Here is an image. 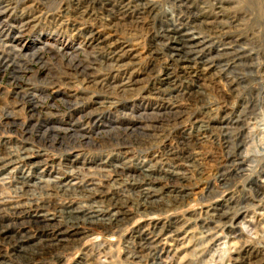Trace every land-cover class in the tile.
I'll use <instances>...</instances> for the list:
<instances>
[{"label": "rangeland", "instance_id": "374dc122", "mask_svg": "<svg viewBox=\"0 0 264 264\" xmlns=\"http://www.w3.org/2000/svg\"><path fill=\"white\" fill-rule=\"evenodd\" d=\"M76 1H0L11 15L0 17V40L19 36L21 50L0 48L1 261L22 264L3 236L59 243L67 230L33 264H160L156 254L170 264H264V0H152L158 20L144 10L151 22L113 32L132 53L78 48V29L94 30L91 39L109 32L105 21L79 20ZM27 22L22 33L10 27ZM159 24L203 37L207 49L186 60L170 45L152 49ZM39 38L49 43L35 47ZM127 80L136 81L128 94L107 88ZM81 206L120 224L71 227L65 208ZM224 243L233 246L225 255Z\"/></svg>", "mask_w": 264, "mask_h": 264}, {"label": "bare ground", "instance_id": "6f19581e", "mask_svg": "<svg viewBox=\"0 0 264 264\" xmlns=\"http://www.w3.org/2000/svg\"><path fill=\"white\" fill-rule=\"evenodd\" d=\"M1 1V0H0ZM226 2L228 3V1L226 0ZM230 2V0H229ZM232 2V0H231ZM112 3V4H111ZM116 3L118 5H116ZM115 3V0H83L82 2L77 0L76 1V5H77V8L80 9L79 12L77 11V15H78V19L81 20V18H87V19H93L94 21H97L100 20L101 22L105 21L107 22V26L106 28L108 27L107 31L109 32V34L107 35V37H102L104 35H106L107 33L105 32H102L101 30H98L96 32H94V34L92 35L93 39L95 38L94 41H91L93 39H91L90 37H87V36H84L85 34V31H88L90 33V35L93 33L94 30H83V29H78L77 32L74 34L75 38H74V43L79 47H86V48H97L98 50L100 49H105L106 48H111L113 51H116V50H120V51H132L131 49H128L129 48V45L124 42L121 38L118 37L117 34H113V32L117 33L118 32V29L117 27L119 26L120 23H123V24H130V23H140V22H143L145 20H147L148 16H143V11L146 10L147 13L149 15H151L150 19L151 21H154V20H158L159 17L161 16L160 12L157 10L155 4H154V1L152 0H117V2ZM176 3V2H175ZM3 2H0V6L1 8H3V11L0 12V17L1 16H5V15H9V17H11L10 15V11H9V6L8 4H5ZM186 4V3H184ZM25 6H29L30 5V2H27V4H24ZM101 5V8H98L96 9V6H99ZM112 5V6H111ZM92 6L93 9L89 12V7ZM31 7V6H30ZM188 6H186L187 8ZM190 9V7H188ZM229 8V7H228ZM177 9V7H176ZM222 9V8H221ZM227 9V7H226ZM230 10V9H229ZM98 11H100L101 13V17L99 18L97 16L98 14ZM224 12V11H223ZM230 12V11H229ZM91 13H93L94 15H92ZM166 13V12H165ZM190 14V13H189ZM164 15V14H163ZM168 15V14H167ZM180 15V14H179ZM171 16V14H170ZM178 16V15H177ZM190 16V15H189ZM172 19H174V16H171ZM180 17H178L179 19ZM10 19V18H9ZM96 19V20H95ZM11 20H14L13 18H11ZM33 20V19H32ZM130 20V21H129ZM163 20V18H162ZM181 20V19H180ZM149 21V19H148ZM149 21V22H151ZM172 22H174V20H171ZM183 21V20H181ZM9 22V21H7ZM29 22V21H28ZM28 22L25 23V26L24 25H21V26H18V25H10L11 28L15 29V31H18L20 33H22V31L26 30L27 27H28ZM33 22V21H32ZM78 22V20H77ZM80 22V21H79ZM100 22V24H101ZM155 22V21H154ZM180 22V21H179ZM30 23V22H29ZM35 23V22H34ZM163 23V22H162ZM165 23V22H164ZM167 23V22H166ZM32 24V23H31ZM97 24V23H96ZM154 24V23H152ZM187 24V23H186ZM74 25V24H73ZM78 25V24H76ZM102 25V24H101ZM207 25V24H206ZM57 26V25H56ZM164 26V25H163ZM162 25L159 24V30L155 33V35H152L150 40H149V44L152 46V49L153 48H156V49H159L161 48V46L165 47L167 45H170L169 46V49H168V52L172 54V57L173 58H179V57H182L183 60H186L189 56H187L188 54H192V53H200L202 54L201 52H204L205 50V46L208 44V41H205V39L203 37H199L195 36V38H192V35H188L187 37V31L186 32H181V33H178L176 31L175 28L173 29H166L165 27H163ZM171 26V25H170ZM185 26V25H184ZM75 27V26H74ZM77 27V26H76ZM76 27H75V30H76ZM102 27V26H101ZM154 27V26H153ZM174 27V26H173ZM93 28V27H92ZM98 28V27H97ZM103 28V27H102ZM132 28V27H131ZM183 28V27H182ZM207 28V27H206ZM157 29V28H156ZM74 30V29H73ZM74 30V31H75ZM187 30V29H186ZM81 31V32H80ZM124 31V30H123ZM154 31V30H153ZM152 31V32H153ZM87 32V33H88ZM84 36V37H83ZM19 36H15V37H12V41L11 42H6V40L2 41L0 40V48H6L8 49L9 51L13 52V56L14 55H18V52H20L21 50L19 49V46L17 45V40H19L20 38H18ZM34 41V40H33ZM38 41V40H37ZM36 42L35 44V47H37V45H41L42 43H49V41L47 42H44V39L43 38H39V42ZM57 41V40H55ZM168 41V43L166 45H163V42H166ZM28 44L31 43L29 41H27ZM44 46L48 47V46H51L50 44H45ZM56 47V46H55ZM19 49V50H18ZM163 49V48H161ZM159 49V50H161ZM206 49H207V46H206ZM216 50V49H215ZM18 51V52H17ZM112 51V52H113ZM156 51V50H155ZM201 51V52H200ZM221 51V50H220ZM219 50H217V52H220ZM119 52V51H118ZM117 52V53H118ZM133 52V51H132ZM130 52V53H132ZM154 52V51H153ZM162 52V51H161ZM111 53V52H110ZM126 53V52H125ZM156 53V52H155ZM158 53V52H157ZM209 53V52H208ZM122 54V53H120ZM159 54V53H158ZM117 55V54H116ZM130 55V54H129ZM218 55V54H216ZM224 55V54H223ZM19 56V55H18ZM115 56V55H112V57ZM120 56V55H119ZM125 56V55H124ZM122 55V57H124ZM128 56V55H127ZM214 56V55H213ZM17 57V56H16ZM120 56V61H119V57L117 58L119 62H122L124 61V58H122ZM211 58V57H210ZM13 58L10 57H5V61L13 64L14 66V69L16 70V72L18 71V69L20 70L21 68V65H19V62L16 61V59L12 60ZM110 59V57H109ZM181 59V58H179ZM172 60V59H171ZM213 60V59H212ZM216 60V59H215ZM110 61H113V60H110ZM175 61V60H174ZM173 61V62H174ZM116 62V61H115ZM114 62V63H115ZM120 65V64H119ZM129 64H127L126 66H128ZM9 66V65H8ZM7 66V67H8ZM113 66V65H111ZM123 65H121L120 67H122ZM116 67H117V64H116ZM119 67V66H118ZM169 68V67H168ZM176 68V67H175ZM193 68V67H192ZM197 68V67H196ZM204 70V69H203ZM203 70H196V69H193V71H191L194 75H196V77H198L197 79L199 80L202 76L205 75V73H203L204 71ZM209 70V69H208ZM175 71V70H173ZM203 71V72H202ZM19 72V71H18ZM183 73V72H182ZM172 74V73H171ZM171 74H166V78L162 79L163 80V83H161L162 85L165 84L167 82L168 79L172 78ZM191 75V74H190ZM192 78V77H191ZM135 80V79H134ZM99 81V80H98ZM161 81V80H160ZM195 81V80H194ZM136 82V81H135ZM135 82L132 83L130 82L129 80L125 81V82H120L118 84H115V85H112V83L108 84L109 86L107 88H112V89H116V91L118 92H126V94H128V90L130 88H132L134 85H135ZM156 82V81H155ZM99 83V82H98ZM132 83V84H131ZM157 83V82H156ZM156 85V84H155ZM164 86V85H163ZM173 88V87H172ZM177 88V87H176ZM175 88V90H176ZM154 89V88H153ZM170 89V87H169ZM134 90V89H132ZM134 93V91H132ZM188 90V89H187ZM110 91V90H109ZM148 91V90H147ZM195 91V90H193ZM150 92V91H149ZM167 92V91H166ZM166 92L165 95L167 94ZM169 92V91H168ZM171 92V91H170ZM185 92V91H184ZM115 93V91H114ZM117 93V92H116ZM145 93V92H144ZM163 93V94H164ZM171 93H174V89H172V92ZM190 93V92H189ZM193 93V92H192ZM199 93V92H198ZM125 94V93H124ZM158 94V93H157ZM187 93H183V95H185ZM194 94V93H193ZM113 95V94H112ZM151 95V93H150ZM149 95V96H150ZM190 95V94H189ZM117 96V95H115ZM119 96V95H118ZM124 96V95H123ZM141 96V95H140ZM178 96V95H177ZM187 96V95H186ZM145 97V96H144ZM204 99V98H203ZM170 106H167L163 109H158V110H154L153 111H163V110H166L163 114H167L169 113L168 111H170L169 109ZM176 107V106H175ZM184 111V110H183ZM159 112L157 113H153L155 115H159ZM149 116V115H148ZM143 117V116H142ZM161 117V116H160ZM166 117V116H165ZM177 118V117H176ZM166 119V118H165ZM131 121L133 122H137L138 123V128H141L142 131H145V129L149 130L147 126V123L143 124L144 121L146 120H142L141 121V118H137L136 117V120L134 118V116L131 117L130 119ZM167 120V119H166ZM201 123V122H200ZM143 124V125H142ZM182 124V123H181ZM142 125V126H141ZM172 125V124H171ZM152 126V125H151ZM154 128V127H153ZM110 129V128H109ZM134 130V129H133ZM136 130V129H135ZM138 130V129H137ZM155 130V129H154ZM140 131V130H139ZM150 132V130H149ZM81 136V135H80ZM156 134H152V137H155ZM83 137V136H82ZM146 141V140H145ZM191 157V156H190ZM189 157V158H190ZM184 161L186 160L187 161V158H184L183 159ZM264 162V161H263ZM181 163V162H180ZM180 166V165H179ZM240 166V165H239ZM180 168V167H178ZM121 169V167L119 168ZM176 169V168H175ZM177 170V169H176ZM127 171V170H126ZM143 172V171H142ZM149 172V170H148ZM170 172V170H169ZM77 173V172H76ZM72 174V173H71ZM145 175V174H143ZM150 177V176H149ZM180 176L177 175V178H179ZM170 178V177H169ZM260 178V177H259ZM49 182H52L51 180ZM54 182L57 183V180H55ZM48 183V182H47ZM67 184V183H65ZM44 185V184H43ZM68 185V184H67ZM70 186H74V184H72L70 182ZM59 188H61V186H58ZM264 187V186H263ZM68 188V187H67ZM69 190V189H68ZM80 190V189H79ZM210 190V189H209ZM62 191H63V188H62ZM67 191V189L65 190ZM70 191V190H69ZM89 191V190H88ZM143 191V192H142ZM142 191H139L140 194H143L141 195V197H144L143 200H148L149 199H152L154 197H151V196H154V193L151 192L149 189H145ZM83 192V190H82ZM210 193V192H209ZM67 194V193H65ZM84 194V193H83ZM86 197V196H85ZM210 199V198H209ZM46 203V202H45ZM111 203V201L108 203V205ZM176 203V202H175ZM140 204V203H138ZM150 203L146 202V206L149 205ZM120 205V207L122 206V202L120 201H117L115 202V205L114 206H118ZM117 212H120V210H118ZM62 213V212H61ZM64 215H66L64 217V220L68 221L67 224H70L71 227L73 226H76L77 223H86L88 222V224L90 225H102L104 224L106 228H108L112 223H114V225H118L120 224V218H116L115 220H112L113 218H111L110 216H108L107 219H105L106 217L104 216H100L97 214V212L94 214V212H89V210H87L86 207H74V208H65V212H64ZM63 215V216H64ZM43 216V215H42ZM50 217V216H49ZM102 218V219H97V218ZM227 218V217H226ZM245 218V217H244ZM226 223V222H225ZM8 225V224H7ZM49 226V225H48ZM11 227V226H10ZM112 227V226H111ZM117 227V226H116ZM56 228V227H55ZM208 228V227H207ZM9 229V228H8ZM105 229V228H104ZM4 232V231H3ZM16 233V232H15ZM59 233L60 235H63L64 233V237L67 236L68 234V231L67 230H59ZM44 234V233H43ZM212 234V233H211ZM15 235V234H14ZM80 235V232H74L71 234V236H78ZM221 236V235H220ZM63 237V236H61ZM64 237L62 239H60L59 243L57 242V240H55L54 238H49V237H46V238H41L40 239V242H38L37 244H34L32 242V240L30 239V236L29 235H24L20 238H17V237H11V236H3V241H5L8 245V247H10V251H11V255H9L11 258L13 257L14 260L18 263H26L28 262L27 264H33V262H37L34 260L33 258V255H35L36 253H38L39 255H42V250H43V247L42 248H38L39 246H42L43 244L45 243H51L53 246H56L59 248V246L62 244V242H65L64 240ZM17 238V239H16ZM49 238V239H48ZM173 238V237H172ZM68 239V238H67ZM71 239V238H70ZM68 241V240H67ZM166 242V241H165ZM58 243V244H56ZM56 244V245H54ZM238 244V243H237ZM51 245V246H52ZM49 246V244H48ZM50 246V247H51ZM224 255L225 254H228L229 253V249L232 248L233 246L229 245V244H225L224 243ZM68 248V247H66ZM61 249V248H60ZM2 251V250H1ZM178 251V250H177ZM42 253V254H41ZM9 254V253H8ZM54 254V253H53ZM9 257V258H10ZM155 257V256H154ZM165 257V256H164ZM1 258H3V255L2 253L0 252V264H8L7 263H3L1 260ZM156 259H158L157 261H159L160 264H170V260L167 259V261H162V256L160 255H157L156 254ZM11 261V260H10ZM158 264V263H157ZM181 264V263H179Z\"/></svg>", "mask_w": 264, "mask_h": 264}]
</instances>
